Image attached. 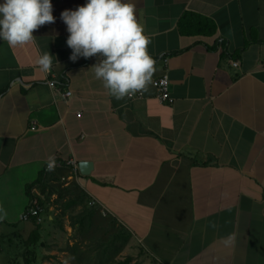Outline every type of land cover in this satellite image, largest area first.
Wrapping results in <instances>:
<instances>
[{
  "label": "crops",
  "instance_id": "obj_1",
  "mask_svg": "<svg viewBox=\"0 0 264 264\" xmlns=\"http://www.w3.org/2000/svg\"><path fill=\"white\" fill-rule=\"evenodd\" d=\"M130 2L154 60L139 98L108 94L95 56L69 59L59 14L84 0H51L54 21L30 41H0V212L19 220L26 185L54 170L37 244L55 264H116L125 249L101 260L94 248L119 226L157 264H264V0ZM187 15L207 22L181 28ZM164 73L172 102L153 86ZM76 186L95 208L83 226Z\"/></svg>",
  "mask_w": 264,
  "mask_h": 264
},
{
  "label": "clouds",
  "instance_id": "obj_2",
  "mask_svg": "<svg viewBox=\"0 0 264 264\" xmlns=\"http://www.w3.org/2000/svg\"><path fill=\"white\" fill-rule=\"evenodd\" d=\"M59 15L68 33L69 59L95 56L89 68L108 94L120 100L145 87L154 60L130 0H84ZM54 19L51 0H0V41L9 47L25 44L33 38L34 29ZM37 63L46 70L49 53H42ZM52 166L50 158L47 167Z\"/></svg>",
  "mask_w": 264,
  "mask_h": 264
},
{
  "label": "trees",
  "instance_id": "obj_3",
  "mask_svg": "<svg viewBox=\"0 0 264 264\" xmlns=\"http://www.w3.org/2000/svg\"><path fill=\"white\" fill-rule=\"evenodd\" d=\"M200 19L205 20L199 16L187 15L181 22V28H183L184 26H187L188 24H191L192 20L197 25H200ZM204 22H207V20H205ZM205 26H207L206 23L204 24V27ZM213 29L214 28L210 27L209 30L205 32L212 33ZM56 173L57 171H54V170H50L48 172L43 170L39 173L36 180L26 185V189H25L26 193L28 194V196L31 197V199H35L37 203L42 207L43 216L46 215L47 207L51 203L50 195H52L54 191V187L52 188L54 184L51 181L53 180V178L56 179L55 177ZM34 188L39 190V193H40L39 195L38 193L33 192ZM47 188H48V191L46 192ZM67 189L68 187L64 188L65 191H67ZM73 191L77 192L76 193L77 196H76V199L72 200L71 202H73V204L81 203L84 208V212H85L84 215L81 214V218L78 219L79 223L83 226L86 222V220H84V216L90 217V215L93 214V209L95 208L90 209L88 207L87 205L88 197L86 193L79 186H76V189H73ZM42 193L45 194V197L41 196ZM67 204H68V201L64 203V205H67ZM32 222L35 224L36 227L30 231L27 237H24L21 239V243L23 244L24 247H26V250L21 253V255H23L24 257V264H31L34 261L35 259L34 250H30L29 247L35 246L41 238L40 224H37L34 219L32 220ZM79 231L88 232L89 230H79ZM102 231H103V234L106 236L101 235V239L99 243L97 244L98 247L96 246V248H94V250L96 251V255L100 256L101 260L113 259L116 254H119V252L122 249H125L129 245V241L132 237L131 232L121 226H119L117 230H102ZM139 253H145V250L141 247ZM28 255H31V257H28ZM152 259L154 262H156L153 257ZM131 260H132V256L128 255V256H125L123 259H118L116 264H129ZM135 264H140V263L136 262Z\"/></svg>",
  "mask_w": 264,
  "mask_h": 264
},
{
  "label": "rangeland",
  "instance_id": "obj_4",
  "mask_svg": "<svg viewBox=\"0 0 264 264\" xmlns=\"http://www.w3.org/2000/svg\"><path fill=\"white\" fill-rule=\"evenodd\" d=\"M5 219V213L0 212V264H24V257L21 253L26 250V247L21 243V239L27 237L31 229L36 226L31 220H18L16 217ZM10 221L14 224L10 225ZM25 225L27 230H21V227H25ZM21 234L24 235L21 236ZM134 244H130L125 248L122 257H119V259L130 255L132 260L129 264H135L136 262L140 264H157L147 252L139 253L141 246L135 242ZM29 249L34 250L35 253V259L31 264H55L54 260L51 259L50 251L48 253L44 252L39 244L31 246ZM28 257H31V255H28Z\"/></svg>",
  "mask_w": 264,
  "mask_h": 264
},
{
  "label": "built area",
  "instance_id": "obj_5",
  "mask_svg": "<svg viewBox=\"0 0 264 264\" xmlns=\"http://www.w3.org/2000/svg\"><path fill=\"white\" fill-rule=\"evenodd\" d=\"M233 65H238L237 61L232 62ZM48 85L50 88L53 90L59 91L58 87V79L55 75L51 76L48 79ZM153 86L156 90V96L157 99L160 102H172L173 101V96L170 91V80L168 74L164 73L161 76L155 78L153 80ZM62 92V91H61ZM62 95L64 96H70L71 91L67 92H62ZM143 93L141 91L139 92H134L131 96H128V98L133 99V98H139L142 97ZM80 113H78L79 115ZM36 126L32 125L31 129L34 130ZM54 164V163H52ZM71 165L73 166L74 170L77 168V162L75 160H71ZM95 203L93 200L90 202V204ZM21 220H35L37 224L42 223L44 216L42 215V207L37 203L35 199H31L30 204L23 210V212L20 215Z\"/></svg>",
  "mask_w": 264,
  "mask_h": 264
},
{
  "label": "water",
  "instance_id": "obj_6",
  "mask_svg": "<svg viewBox=\"0 0 264 264\" xmlns=\"http://www.w3.org/2000/svg\"><path fill=\"white\" fill-rule=\"evenodd\" d=\"M92 163L88 161H82L78 163V168L81 173L86 174L88 170L91 168Z\"/></svg>",
  "mask_w": 264,
  "mask_h": 264
}]
</instances>
